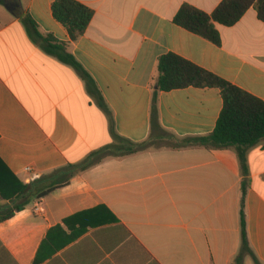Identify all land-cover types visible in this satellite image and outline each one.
Masks as SVG:
<instances>
[{
  "label": "crops",
  "instance_id": "0c3cea01",
  "mask_svg": "<svg viewBox=\"0 0 264 264\" xmlns=\"http://www.w3.org/2000/svg\"><path fill=\"white\" fill-rule=\"evenodd\" d=\"M52 1L0 3V160L27 185L14 201L18 182L0 194V218L13 212L0 220V264H255L240 254L242 220L264 264V139L246 148L243 163L235 146L185 144L214 129L218 88L159 92L160 128L149 124L157 59L168 52L264 101V21L254 8L231 26L216 24L215 45L172 18L183 4L211 13L221 0H77L93 16L70 41ZM24 14L65 43L105 109L29 34ZM112 129L153 145L56 184L54 171L110 144Z\"/></svg>",
  "mask_w": 264,
  "mask_h": 264
},
{
  "label": "trees",
  "instance_id": "16d2710c",
  "mask_svg": "<svg viewBox=\"0 0 264 264\" xmlns=\"http://www.w3.org/2000/svg\"><path fill=\"white\" fill-rule=\"evenodd\" d=\"M2 2L3 0H0V3ZM251 7L256 11L258 19L264 21V0H221L211 13H206L189 4H183L173 16L172 22L215 45H220V35L216 24L231 26ZM51 12L53 17L66 29L70 41H76L84 33L93 16V10L77 0H53ZM21 20L29 34L40 42L46 53L57 57L79 74L85 82L86 90L96 103L105 109L104 99L94 80L74 56L66 51L65 43L57 41L52 35L40 34L36 23L28 14L22 15ZM153 80L155 88L152 90L149 114L151 130L160 128L157 106L159 92L186 87L218 88L222 98V108L214 129L205 136L184 139L185 144L208 148L235 146L239 160L243 163L246 148L264 139V101L218 75L175 53L168 52L158 57ZM111 133L112 142L110 144L89 153L78 164L67 165L54 171L59 173L60 177L56 184H65L71 174L90 167L106 156L131 154L153 145L148 139L135 143L117 134L113 129ZM0 169L9 176L3 180L0 177V194L4 193V190L11 192L18 180L9 173L1 160ZM18 183L17 190L10 195L11 201L21 197L27 190V185ZM23 205L24 203L15 204L14 210H20ZM12 214V211L6 213L0 220L9 218ZM240 254H250L254 263L260 264L248 247L243 220L241 221Z\"/></svg>",
  "mask_w": 264,
  "mask_h": 264
}]
</instances>
